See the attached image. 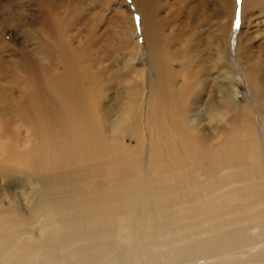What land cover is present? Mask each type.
Returning a JSON list of instances; mask_svg holds the SVG:
<instances>
[{
    "label": "bare ground",
    "instance_id": "6f19581e",
    "mask_svg": "<svg viewBox=\"0 0 264 264\" xmlns=\"http://www.w3.org/2000/svg\"><path fill=\"white\" fill-rule=\"evenodd\" d=\"M131 2L153 74L145 97L129 99L127 82L102 105L83 55L65 49L59 74L26 58L24 79L0 80V264H264V80L244 72L260 129L229 74L205 107L216 122L200 127L191 88L167 75L155 1Z\"/></svg>",
    "mask_w": 264,
    "mask_h": 264
},
{
    "label": "rangeland",
    "instance_id": "374dc122",
    "mask_svg": "<svg viewBox=\"0 0 264 264\" xmlns=\"http://www.w3.org/2000/svg\"><path fill=\"white\" fill-rule=\"evenodd\" d=\"M154 1L168 59L167 75L174 78L177 89L191 88L189 107L199 109L200 127L216 122L208 121L205 107L211 98H220V90L230 91L234 82L235 100L260 129L258 108L251 101V80L244 72L255 70L257 78L264 80V0H247L244 6L243 0ZM231 11L235 13L230 25ZM141 24V14L131 0H0V62L7 75L0 80L6 87L12 78L24 79L30 68L26 58L59 74L65 49L74 57L83 55L78 70L89 67L91 78H84V85L102 105L113 102L112 106L127 82L129 99L137 89L145 97L153 74ZM228 74L233 77L231 83ZM94 81L106 100L93 90ZM194 89L197 97L190 95ZM259 100L264 102L263 97ZM115 108L101 109L113 118ZM121 141L128 146L135 143L127 135ZM1 186L6 189L4 180L0 190Z\"/></svg>",
    "mask_w": 264,
    "mask_h": 264
}]
</instances>
